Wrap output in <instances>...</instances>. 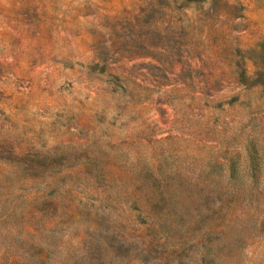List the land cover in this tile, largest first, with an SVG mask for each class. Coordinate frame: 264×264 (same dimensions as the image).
Instances as JSON below:
<instances>
[{
    "label": "rangeland",
    "instance_id": "obj_1",
    "mask_svg": "<svg viewBox=\"0 0 264 264\" xmlns=\"http://www.w3.org/2000/svg\"><path fill=\"white\" fill-rule=\"evenodd\" d=\"M0 264H264V0H0Z\"/></svg>",
    "mask_w": 264,
    "mask_h": 264
}]
</instances>
